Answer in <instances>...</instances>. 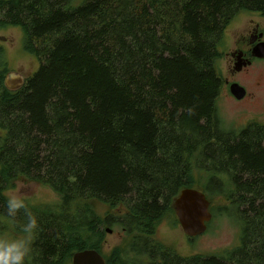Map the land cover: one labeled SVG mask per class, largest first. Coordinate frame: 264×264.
<instances>
[{
	"label": "trees",
	"instance_id": "1",
	"mask_svg": "<svg viewBox=\"0 0 264 264\" xmlns=\"http://www.w3.org/2000/svg\"><path fill=\"white\" fill-rule=\"evenodd\" d=\"M243 11L264 15V0H0V28H21L40 61L10 90L0 52V217L22 178L60 197L28 201L40 221L28 264L102 254L114 226L131 242L102 254L108 264H264V124L227 128L218 111L220 46ZM193 186L241 225L224 256L184 257L153 238ZM94 201L120 210L102 218Z\"/></svg>",
	"mask_w": 264,
	"mask_h": 264
},
{
	"label": "rangeland",
	"instance_id": "2",
	"mask_svg": "<svg viewBox=\"0 0 264 264\" xmlns=\"http://www.w3.org/2000/svg\"><path fill=\"white\" fill-rule=\"evenodd\" d=\"M260 23L264 26L262 13L243 11L239 13L228 26L223 43L220 46L221 58L216 62L218 71L224 79V85L218 100V111L224 125L228 128L240 129L250 122L264 124V63L257 62L248 74H240L233 77V63L228 52L231 51L235 42L246 35L248 30ZM0 36L6 41H0V52L4 53L7 69L10 73L20 75L26 79L31 77L40 67L38 58L26 51L24 33L19 27L0 28ZM228 53V55H227ZM262 76V78H261ZM232 80L239 83L248 90L247 98L238 101L230 92ZM199 177H195V179ZM206 178H203V184ZM202 186H193L194 189L208 194ZM17 194L25 198L33 206L38 208H51L58 206L60 197L52 188L22 178L16 182L14 188L6 192L7 197ZM226 197H217L212 201V207L228 205ZM94 210L102 217L120 210L112 208L111 205L99 201L93 202ZM114 213V214H116ZM208 225L207 231L195 238H189L179 223L174 207L162 220L159 221L153 236L157 242L164 247L175 250L184 257L195 255L224 256L230 250L240 245L241 225L233 217L226 215H215ZM106 228V227H105ZM112 229V233L107 232ZM131 242L130 236L118 227H107L106 237L103 240L102 254L109 257L114 249H127ZM67 264H72V261Z\"/></svg>",
	"mask_w": 264,
	"mask_h": 264
},
{
	"label": "water",
	"instance_id": "3",
	"mask_svg": "<svg viewBox=\"0 0 264 264\" xmlns=\"http://www.w3.org/2000/svg\"><path fill=\"white\" fill-rule=\"evenodd\" d=\"M0 41H6L5 37L0 36ZM256 58L264 59V43L259 44L253 50ZM243 64H236V70L241 71ZM26 78L14 73H10L6 79V86L10 90H17L24 86ZM230 92L237 100H242L247 95L246 89L239 83L230 85ZM211 202L207 195L197 189L185 188L174 200V209L182 226L184 233L189 238H195L204 234L208 229V224L213 219L210 210ZM112 233V229H107ZM72 264H108L104 256L97 250L86 249L76 252L73 255Z\"/></svg>",
	"mask_w": 264,
	"mask_h": 264
},
{
	"label": "clouds",
	"instance_id": "4",
	"mask_svg": "<svg viewBox=\"0 0 264 264\" xmlns=\"http://www.w3.org/2000/svg\"><path fill=\"white\" fill-rule=\"evenodd\" d=\"M0 218L11 225V231L0 232V264H28L40 233L38 216L25 198L12 194Z\"/></svg>",
	"mask_w": 264,
	"mask_h": 264
},
{
	"label": "flooded vegetation",
	"instance_id": "5",
	"mask_svg": "<svg viewBox=\"0 0 264 264\" xmlns=\"http://www.w3.org/2000/svg\"><path fill=\"white\" fill-rule=\"evenodd\" d=\"M262 43H264V26H262L260 23L256 24L252 28H250V30H248L246 35H244L243 37H241L240 39H238L235 42L231 51L228 52L229 55L231 56L232 63H233V69H232L233 77H235L236 75H240V74H244V75L248 74V71L257 62L264 63V59L256 58L253 55L254 48L256 46H258L259 44H262ZM228 53H227V55H228ZM239 62H241L243 64L241 71L236 70V64ZM261 78H262V76H261ZM226 81L228 83H231V84L241 83L239 81L236 82L234 80H232V82H229L228 80H226ZM261 83H264V82L261 81ZM246 91H247V95H248V90H246ZM247 95L245 96L244 99L247 98ZM244 99L238 100V101H243Z\"/></svg>",
	"mask_w": 264,
	"mask_h": 264
}]
</instances>
